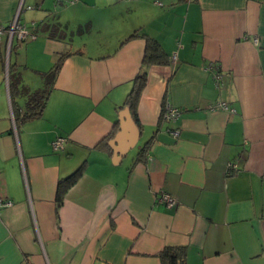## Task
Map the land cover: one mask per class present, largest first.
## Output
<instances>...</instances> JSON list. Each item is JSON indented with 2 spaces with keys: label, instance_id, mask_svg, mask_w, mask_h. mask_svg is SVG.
<instances>
[{
  "label": "crops",
  "instance_id": "0c3cea01",
  "mask_svg": "<svg viewBox=\"0 0 264 264\" xmlns=\"http://www.w3.org/2000/svg\"><path fill=\"white\" fill-rule=\"evenodd\" d=\"M18 9L36 37L12 40L13 96L0 40V264H163L166 246L183 264H264V0H0V24ZM147 37L168 60L146 68L142 143L113 162ZM60 57L41 115L16 123Z\"/></svg>",
  "mask_w": 264,
  "mask_h": 264
},
{
  "label": "trees",
  "instance_id": "16d2710c",
  "mask_svg": "<svg viewBox=\"0 0 264 264\" xmlns=\"http://www.w3.org/2000/svg\"><path fill=\"white\" fill-rule=\"evenodd\" d=\"M137 34V32H133L130 37H134ZM13 45H11V50L13 49ZM167 57L159 45V43L151 39L149 37L146 38V46L142 58V65L140 68V71L134 78V84L132 90L128 93L125 103L126 106L129 107L130 114L136 124H138V118H137V112H136V103L137 99L141 93V90L145 86L146 83V68L155 63H164L167 62ZM62 58L60 57L59 60H57L52 68L44 73V81L45 86L44 88L40 90H36L33 92L28 93V101L26 103L25 110L20 113H15V119L16 123H21L23 121L38 117L41 115L45 99L47 98L48 93V83L52 82L53 78L56 76L60 66H61ZM10 63L8 62V69H9V90L11 96H13L15 93L19 92L22 88L19 86V77L12 73V70H10ZM83 170V164L80 165L78 168H76L72 173H70L65 178H62L58 182V188H57V198L58 200H61L62 195L66 191V189L78 178V176L81 174V171ZM160 258L162 259L163 264H183V256H184V248L181 246H166L159 254Z\"/></svg>",
  "mask_w": 264,
  "mask_h": 264
},
{
  "label": "built area",
  "instance_id": "2783aa9c",
  "mask_svg": "<svg viewBox=\"0 0 264 264\" xmlns=\"http://www.w3.org/2000/svg\"><path fill=\"white\" fill-rule=\"evenodd\" d=\"M71 2H74L76 0H70ZM19 14V9L16 11V14L14 17L10 20V22L7 25H2L0 24V40L2 38V35L4 33H7V41H6V46H5V62L7 65L8 58H9V53L12 45V40L15 38L17 40H25V39H34L36 37V34L34 32V27L30 26L27 27L24 23H22L19 20L18 17ZM210 108H221V109H229L230 111H234L233 108H230L225 101L218 100L216 102H212L209 104ZM180 114V109L172 105L168 102L164 103L162 106V112L161 115L165 119H175L178 117ZM178 130H173L172 134L177 135ZM64 143V138L63 137H57L55 138L51 144L52 148L54 150H59L62 148ZM236 165L233 162L228 163V172L230 173L231 170H235ZM158 201L164 203L166 206H174L176 205V199L174 196L168 194L167 192L160 191L157 197ZM11 204V200L4 197L0 196V208L9 206Z\"/></svg>",
  "mask_w": 264,
  "mask_h": 264
},
{
  "label": "water",
  "instance_id": "95a60500",
  "mask_svg": "<svg viewBox=\"0 0 264 264\" xmlns=\"http://www.w3.org/2000/svg\"><path fill=\"white\" fill-rule=\"evenodd\" d=\"M118 119L119 128L108 142L112 149L113 162H118L128 150L134 147L139 137L138 126L132 118L128 106L119 112Z\"/></svg>",
  "mask_w": 264,
  "mask_h": 264
},
{
  "label": "rangeland",
  "instance_id": "374dc122",
  "mask_svg": "<svg viewBox=\"0 0 264 264\" xmlns=\"http://www.w3.org/2000/svg\"><path fill=\"white\" fill-rule=\"evenodd\" d=\"M142 141L143 139L140 138L138 142L135 144V146L132 147L130 150H128L127 154L124 157V160H125L124 162L128 161L133 156V154L138 150V147L142 143Z\"/></svg>",
  "mask_w": 264,
  "mask_h": 264
}]
</instances>
